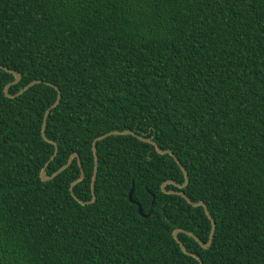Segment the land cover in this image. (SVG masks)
Returning a JSON list of instances; mask_svg holds the SVG:
<instances>
[{"label": "trees", "instance_id": "16d2710c", "mask_svg": "<svg viewBox=\"0 0 264 264\" xmlns=\"http://www.w3.org/2000/svg\"><path fill=\"white\" fill-rule=\"evenodd\" d=\"M0 264H264V0H0ZM50 111L42 138L46 111ZM169 150L187 173L184 183ZM133 199L147 218L129 202ZM154 195V198L151 194ZM190 233L193 237L187 235Z\"/></svg>", "mask_w": 264, "mask_h": 264}, {"label": "water", "instance_id": "95a60500", "mask_svg": "<svg viewBox=\"0 0 264 264\" xmlns=\"http://www.w3.org/2000/svg\"><path fill=\"white\" fill-rule=\"evenodd\" d=\"M0 69L6 71V72H8V73L13 74V76H14V78H15L14 82H13L12 84H9L8 86H6V88L4 89V94H5V96L8 97V98H15L16 96H19V95H21L22 93H24L25 91H27V90H28L29 88H31L32 86L41 83L40 81L32 82L31 84H29L28 86H26L23 90H21L17 95H15V96H10V95L8 94V89H9V87H10L11 85H15V84H17V83L21 80V77H20L19 74L15 73V72H12V71H10V70H8V69H6V68H3V67H1V66H0ZM47 85L50 86V87H53V88L57 91V98H56L55 103H54V104H53V105H52V106L46 111V113H45L44 120H43V126H42V132H41V134H42V138H43L46 142L52 144V145L55 147V152H54L53 156H52L51 159H50V161H51V160L54 159V157H55L56 154H57V145H56L54 142H52V141H50V140H48V139L46 138V136H45V126H46V119H47V117H48L50 111H51L52 109H54V108L59 104V102H60V92L58 91V89H57L55 86H53V85H51V84H49V83H47ZM110 136H133V137H135L136 139H138L139 141H141V142H143V143H146V144H149V145L153 146V147L155 148V151H156L159 155H170V156L174 159V161H175L176 164L180 167V169H181V171H182V173H183V175H184V183H183L182 185H175L173 182H166V183H164V184L162 185V187H161V188H162V191H163L164 193H166V194H177V195L181 196L182 198H184V199L186 200V202H187L188 204H190L191 206H193V207H195V208L203 207L206 216H207V217L209 218V220L211 221V232H210V235H209V239H208L207 244H205V245L201 244V243L199 242V240H198L197 238L193 237V235L190 234V233H187V235H189L190 237H193V238L195 239V241H197V242L201 245V247H202L203 249H208V248L210 247L211 243H212V239H213V236H214V232H215V223H214V221L211 219V217H210V215H209V212H208V209H207L206 205H205L203 202L192 203V202H191V201H190V200H189V199H188L183 193H181V192H174V191L166 192V191H165V187H166V185H174V186H176L178 189H184V188L187 186V184H188V176H187L186 171L184 170V168L182 167V165H181L180 162L178 161V159L174 156V154H173L171 151H169V150H161V149L159 148V146H158L156 143L153 142L152 139H146V138L140 137V136L136 135L135 133L126 130V131H122V132H117V131H115V132H112V133H109V134L103 135V136L97 138L96 140H94V142H93V144H92V151H93V155H94V174H93V177H92V180H91V194H92V200H91L90 202L83 203V202L79 201V200L74 196V194H73V188L76 186V184H78L79 182H81V181L84 179V172H83V169H82V167H81V163L79 162V159H78L77 154L72 155V156L69 158L67 164H66L65 166H63L62 168H60V169H59L55 174H53L51 177H48V176L46 175V168H47V166H48V164H49L50 161L47 162V163L45 164L44 168H43V169L41 170V172H40V179H41V181H42V182L50 181L52 178H54L55 176H57L59 173H61V172L64 171L65 169H67V168L71 165V163H72V161H73L74 158H77V160H78V165H79L80 170H81V174H80V177H79L76 181H74V182L71 184V186H70V192H71L72 196L74 197V199H75L77 202H79L81 205H83V206L86 205V204H90V203L95 202L96 197H95V192H94V183H95V180H96V172H97V165H98V159H97V155H96L95 145H96L97 142H100V141H102V140H104V139H106L107 137H110ZM133 192H134V183L132 182V188H131L130 192L128 193V199H129V202H131L132 204H135V205L137 206V208H138V213L140 214V216H142L143 218H147L149 214H148V215H145V214L143 213V211H142L141 206H140L137 202L134 201V199H133ZM150 194H151V193H150ZM151 196L154 198V195H153V194H151ZM180 232H183V231H181V230H176V231H174V233H173V238H174L175 241L179 244V246H180L182 252H183L184 254H186V255H189V256L195 258V259L199 262V264H202V262H201V260H200L199 257H197L196 255H193V254L188 253V252L186 251V249L182 246V244H181L180 241L178 240V234H179Z\"/></svg>", "mask_w": 264, "mask_h": 264}]
</instances>
